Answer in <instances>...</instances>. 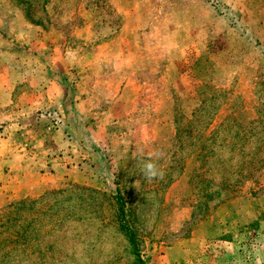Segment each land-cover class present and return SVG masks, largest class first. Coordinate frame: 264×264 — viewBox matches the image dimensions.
Wrapping results in <instances>:
<instances>
[{
  "label": "rangeland",
  "instance_id": "obj_1",
  "mask_svg": "<svg viewBox=\"0 0 264 264\" xmlns=\"http://www.w3.org/2000/svg\"><path fill=\"white\" fill-rule=\"evenodd\" d=\"M24 20L65 62L122 68L146 146L8 200L0 264H264V0H0V62L35 60Z\"/></svg>",
  "mask_w": 264,
  "mask_h": 264
},
{
  "label": "crops",
  "instance_id": "obj_2",
  "mask_svg": "<svg viewBox=\"0 0 264 264\" xmlns=\"http://www.w3.org/2000/svg\"><path fill=\"white\" fill-rule=\"evenodd\" d=\"M24 25L16 39L35 60L0 62V208L44 185L84 178L80 168L96 158L123 161L146 146L137 141L145 127L122 68L113 69L111 62H65L62 53L53 55L57 47L48 33L25 20ZM47 112L57 115L56 123ZM79 129L85 145L77 140ZM114 139L115 148L125 152L121 158L109 155Z\"/></svg>",
  "mask_w": 264,
  "mask_h": 264
},
{
  "label": "clouds",
  "instance_id": "obj_3",
  "mask_svg": "<svg viewBox=\"0 0 264 264\" xmlns=\"http://www.w3.org/2000/svg\"><path fill=\"white\" fill-rule=\"evenodd\" d=\"M159 160L160 156L155 153L149 154L146 158H141V172L147 181L163 179L165 173L159 165Z\"/></svg>",
  "mask_w": 264,
  "mask_h": 264
},
{
  "label": "trees",
  "instance_id": "obj_4",
  "mask_svg": "<svg viewBox=\"0 0 264 264\" xmlns=\"http://www.w3.org/2000/svg\"><path fill=\"white\" fill-rule=\"evenodd\" d=\"M120 211H121V213H123L124 210H123L122 207L120 208ZM122 228L126 229V233L129 235V238H130L131 242L134 243L133 234H132V231L129 229V226H126V225L124 226L123 225Z\"/></svg>",
  "mask_w": 264,
  "mask_h": 264
}]
</instances>
